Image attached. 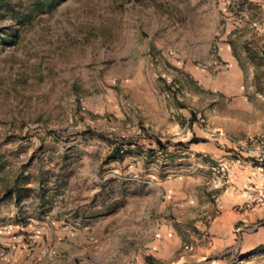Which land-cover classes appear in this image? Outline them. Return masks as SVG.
Wrapping results in <instances>:
<instances>
[{"label":"rangeland","instance_id":"1","mask_svg":"<svg viewBox=\"0 0 264 264\" xmlns=\"http://www.w3.org/2000/svg\"><path fill=\"white\" fill-rule=\"evenodd\" d=\"M241 2L0 0V264H162L146 246L153 184L183 157L136 136V86L175 101L182 66L211 71L214 34ZM262 223L238 224L215 260L264 264ZM197 235L178 229L176 254Z\"/></svg>","mask_w":264,"mask_h":264},{"label":"crops","instance_id":"2","mask_svg":"<svg viewBox=\"0 0 264 264\" xmlns=\"http://www.w3.org/2000/svg\"><path fill=\"white\" fill-rule=\"evenodd\" d=\"M214 36L227 70L202 71L186 62L181 69L180 94L175 101L166 103L163 99L159 105L147 85L136 86L140 99L136 103V124L170 135L180 133L186 142L195 140L187 143L188 154L178 159L179 163L173 167L168 163L164 179L153 177L157 181L153 198L160 201L155 225L159 230L150 232L151 242L146 246L148 253L164 260L162 264H208L207 259L220 264L213 250L230 243L238 224L246 226L264 213V208L235 212L234 206H241L243 201L241 190L250 181L247 163H237L195 124L185 130L189 119L201 116L207 128L236 139L264 133V0H242L240 7L227 14L224 27ZM150 144L139 141L136 148L145 150ZM138 161L136 171L140 172L144 163ZM220 164L228 169L229 180L224 186L214 171ZM214 197L218 198L215 208ZM178 229L192 236L198 233L200 246L190 254H176ZM154 235L156 239L152 240Z\"/></svg>","mask_w":264,"mask_h":264},{"label":"built area","instance_id":"3","mask_svg":"<svg viewBox=\"0 0 264 264\" xmlns=\"http://www.w3.org/2000/svg\"><path fill=\"white\" fill-rule=\"evenodd\" d=\"M203 70H211L214 72L223 71L228 69V65L220 60L218 55V46L215 44L212 47L209 62L201 67ZM82 111L85 109L82 107ZM191 124H195L199 127L209 140L215 142L218 146L227 150L229 155L237 162H246L251 169V175L249 182L243 186L242 204L241 208L249 211L254 208H264V133L259 135L247 136L243 139H236L222 131L213 130L207 128V123L204 117H195L189 119L185 123V130L189 128ZM136 136L146 137L153 141H159L165 147L166 155L174 151L180 157H186L188 154V148L186 141L181 140V134L174 135L180 137L177 142H168V133L157 132L151 129L149 126H138L136 128ZM168 142V144H165ZM214 171L219 176L221 186L228 183V169L224 165H217L214 167ZM218 198H213V203L216 205ZM217 213L215 210L214 214ZM264 224V223H262Z\"/></svg>","mask_w":264,"mask_h":264},{"label":"trees","instance_id":"4","mask_svg":"<svg viewBox=\"0 0 264 264\" xmlns=\"http://www.w3.org/2000/svg\"><path fill=\"white\" fill-rule=\"evenodd\" d=\"M47 1H50V0H47ZM194 141H195L194 139H191L188 143H192Z\"/></svg>","mask_w":264,"mask_h":264}]
</instances>
